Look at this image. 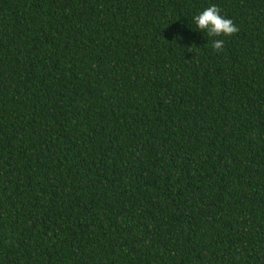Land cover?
Masks as SVG:
<instances>
[{"label": "trees", "instance_id": "trees-1", "mask_svg": "<svg viewBox=\"0 0 264 264\" xmlns=\"http://www.w3.org/2000/svg\"><path fill=\"white\" fill-rule=\"evenodd\" d=\"M0 264H264V0H0Z\"/></svg>", "mask_w": 264, "mask_h": 264}, {"label": "clouds", "instance_id": "clouds-1", "mask_svg": "<svg viewBox=\"0 0 264 264\" xmlns=\"http://www.w3.org/2000/svg\"><path fill=\"white\" fill-rule=\"evenodd\" d=\"M196 29L202 34L207 32L208 36L232 35L238 31L237 25L231 18L221 15L220 9L216 4H211L198 14L192 17ZM223 40L216 39L212 47L220 50L223 47Z\"/></svg>", "mask_w": 264, "mask_h": 264}]
</instances>
